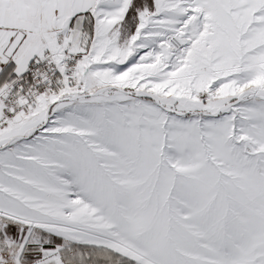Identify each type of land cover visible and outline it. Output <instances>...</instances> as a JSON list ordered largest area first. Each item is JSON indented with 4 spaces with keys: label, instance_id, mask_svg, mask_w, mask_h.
Returning <instances> with one entry per match:
<instances>
[{
    "label": "snow or ice",
    "instance_id": "6c2138e0",
    "mask_svg": "<svg viewBox=\"0 0 264 264\" xmlns=\"http://www.w3.org/2000/svg\"><path fill=\"white\" fill-rule=\"evenodd\" d=\"M0 264H264V0H0Z\"/></svg>",
    "mask_w": 264,
    "mask_h": 264
}]
</instances>
